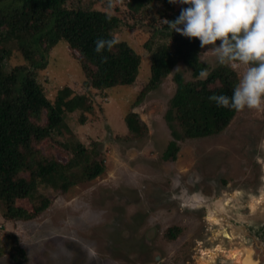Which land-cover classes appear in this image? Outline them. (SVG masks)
Masks as SVG:
<instances>
[{
    "label": "rangeland",
    "instance_id": "obj_1",
    "mask_svg": "<svg viewBox=\"0 0 264 264\" xmlns=\"http://www.w3.org/2000/svg\"><path fill=\"white\" fill-rule=\"evenodd\" d=\"M182 6L176 4L177 9ZM162 11L152 3L142 13L156 19ZM114 33L141 57L134 85L107 91L89 88L80 54L65 41L49 52L47 67L38 74L51 100L67 86L89 96L93 108L68 113L57 140L96 150L104 172L65 193L53 182H39V193L51 204L34 220L6 223L0 201V247L12 232L27 252L28 264H235L229 256L236 247L228 238L230 218L249 228L251 221L257 223L255 229L264 224V204L259 201L264 196V111H237L221 134L187 138L179 143L175 159L164 158L180 132L166 118L176 92L173 74L133 108L147 126L146 136L134 139L125 116L151 75L150 55L144 48L149 37L143 30ZM8 50L13 52L8 70L25 64L15 43ZM201 61L212 68L219 65L211 46L202 48ZM233 70L240 79L245 66ZM175 72L191 80L185 66ZM37 148L62 163L71 157L55 141L46 140ZM251 201L256 210L248 214ZM22 205L32 212L28 200ZM174 227L180 231L171 239L167 232ZM202 243L208 247L201 248ZM210 252L216 254L215 261ZM9 255L1 257L0 264H12Z\"/></svg>",
    "mask_w": 264,
    "mask_h": 264
},
{
    "label": "trees",
    "instance_id": "obj_2",
    "mask_svg": "<svg viewBox=\"0 0 264 264\" xmlns=\"http://www.w3.org/2000/svg\"><path fill=\"white\" fill-rule=\"evenodd\" d=\"M93 1L0 0V201L5 205L2 217L6 223L34 220L49 208L51 200L39 193V182H53L65 193L78 183L96 179L105 170L96 150L57 140L67 126L68 113L89 112L93 108L88 95L77 94L68 86L51 100L38 81L39 72L47 67L49 52L60 41L80 54L85 85L107 91L134 85L141 57L120 41L110 52L102 53L108 61L101 63L94 41L101 37L110 39L115 31L124 29L143 30L148 35L144 48L150 55L151 75L131 104L125 124L134 139L146 136L147 126L133 108L142 105L150 91L173 74L176 92L166 118L180 132L175 133L165 152L166 159H175L179 143L187 138L221 134L236 115V110L217 107L208 99L213 94L231 96L239 80L236 71L227 65L212 68L204 64L200 41L172 32L164 22L177 18L188 5L177 9L168 0H137L135 5L123 0L109 12L107 0H97L96 4ZM152 3L163 8L159 18L150 19L142 13ZM109 15L111 20L106 18ZM10 43L17 45L25 64L8 70L7 61L13 55L8 50ZM179 65L190 71L191 80L175 72ZM202 70L207 72L206 77L200 76ZM46 140L55 141L68 151L71 157L67 163L51 154L45 156L37 148ZM25 200L32 204V212L22 205ZM179 231L178 227L171 228L167 236L175 239ZM7 253L12 264H28V254L12 232L5 236L0 258Z\"/></svg>",
    "mask_w": 264,
    "mask_h": 264
},
{
    "label": "clouds",
    "instance_id": "obj_3",
    "mask_svg": "<svg viewBox=\"0 0 264 264\" xmlns=\"http://www.w3.org/2000/svg\"><path fill=\"white\" fill-rule=\"evenodd\" d=\"M170 4L188 5L174 20H164L172 32L189 39L196 38L200 47L211 46L220 65L233 69L245 66L232 95L213 94L208 97L217 107L236 111H264V0H168ZM123 0H107L109 12ZM111 20V15L106 17ZM219 41V44L217 42ZM119 39L97 38L94 51L101 63L108 58L102 53L111 51ZM201 77L207 72L202 70Z\"/></svg>",
    "mask_w": 264,
    "mask_h": 264
},
{
    "label": "flooded vegetation",
    "instance_id": "obj_4",
    "mask_svg": "<svg viewBox=\"0 0 264 264\" xmlns=\"http://www.w3.org/2000/svg\"><path fill=\"white\" fill-rule=\"evenodd\" d=\"M186 198H187V200H190L191 197L189 198V196H187ZM193 198H195L197 201L199 200V197L193 196ZM259 201H261V202L263 201L262 203L261 202L260 203L264 204V196L262 198H260ZM248 206L251 207L248 209L249 210L248 214H250L251 212H254L256 210V208H254L255 203L252 202V205H248ZM217 216H220V215L217 214ZM246 219H247V217H246ZM229 225H230V227H229L230 232H229L228 238L232 243L233 242L235 243L236 247L234 248V250L238 249L244 255L249 253L250 264H259L262 261H263L262 264H264V224H262V226L260 228L255 229L257 223H255L254 221H251V226L249 228L245 224H240V223L236 222L234 220V218H230ZM202 245H203V243L200 245L201 248L203 247ZM205 247H208V246H204L203 248H205ZM208 250H210V249H208ZM214 252H216V251H214ZM208 255H210L209 257L213 261L216 260V257H217L216 254L210 252V253H208ZM230 259L233 260V262L235 264H241V262H238V260H236V259H233L231 257H230Z\"/></svg>",
    "mask_w": 264,
    "mask_h": 264
},
{
    "label": "bare ground",
    "instance_id": "obj_5",
    "mask_svg": "<svg viewBox=\"0 0 264 264\" xmlns=\"http://www.w3.org/2000/svg\"><path fill=\"white\" fill-rule=\"evenodd\" d=\"M230 257L233 258V259L238 260V262H241V264L242 263L243 264H250V260H249L250 256H249V253L244 255L238 249H235L233 252H231L230 253Z\"/></svg>",
    "mask_w": 264,
    "mask_h": 264
}]
</instances>
